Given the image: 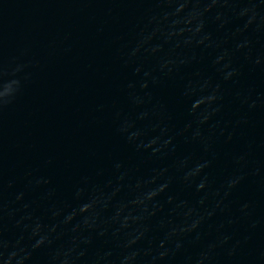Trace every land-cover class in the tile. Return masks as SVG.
Wrapping results in <instances>:
<instances>
[{"label": "water", "instance_id": "1", "mask_svg": "<svg viewBox=\"0 0 264 264\" xmlns=\"http://www.w3.org/2000/svg\"><path fill=\"white\" fill-rule=\"evenodd\" d=\"M65 0H0V79L25 53Z\"/></svg>", "mask_w": 264, "mask_h": 264}]
</instances>
